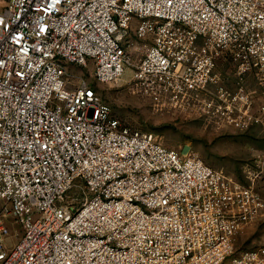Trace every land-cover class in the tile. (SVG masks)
Returning a JSON list of instances; mask_svg holds the SVG:
<instances>
[{
    "label": "built area",
    "instance_id": "1",
    "mask_svg": "<svg viewBox=\"0 0 264 264\" xmlns=\"http://www.w3.org/2000/svg\"><path fill=\"white\" fill-rule=\"evenodd\" d=\"M221 55L264 96V0H0V264H264L232 256L257 191L122 125L68 71L129 70L145 93L264 129V101L221 84Z\"/></svg>",
    "mask_w": 264,
    "mask_h": 264
},
{
    "label": "rangeland",
    "instance_id": "2",
    "mask_svg": "<svg viewBox=\"0 0 264 264\" xmlns=\"http://www.w3.org/2000/svg\"><path fill=\"white\" fill-rule=\"evenodd\" d=\"M137 46L134 63L140 61L147 44ZM233 67L224 70L228 79L236 72ZM70 69L75 84L84 80L92 86L122 125L153 133L166 147L198 157L264 197V129L258 124L240 130L206 115L200 104L188 106L183 101H172L168 95L145 93L131 81L129 70L116 83H99L93 78L90 64ZM243 230L234 240L232 256L244 249L264 253V231Z\"/></svg>",
    "mask_w": 264,
    "mask_h": 264
},
{
    "label": "crops",
    "instance_id": "3",
    "mask_svg": "<svg viewBox=\"0 0 264 264\" xmlns=\"http://www.w3.org/2000/svg\"><path fill=\"white\" fill-rule=\"evenodd\" d=\"M90 64V63H89ZM88 64V65H89ZM92 66V64H90ZM73 65H69L68 71L71 72V67ZM217 72L219 74V79L221 84L227 89L229 93H233L237 90L239 86H243L245 90L252 92L255 97V105L264 101V96L261 94L259 83L256 81L255 76L252 73L242 76V78L236 75V72H232V78L228 79L226 76L228 72H224L227 67H232V63L230 62L227 56L221 55L217 59ZM235 68V67H233ZM70 69V70H69ZM264 198V197H262ZM258 229L259 231H264V211L261 212L260 216L251 224L247 225L243 230L246 233H252Z\"/></svg>",
    "mask_w": 264,
    "mask_h": 264
}]
</instances>
